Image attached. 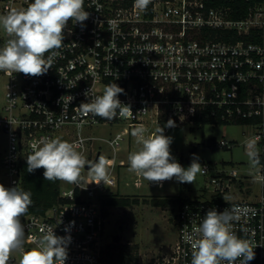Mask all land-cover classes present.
<instances>
[{
    "label": "built area",
    "instance_id": "built-area-1",
    "mask_svg": "<svg viewBox=\"0 0 264 264\" xmlns=\"http://www.w3.org/2000/svg\"><path fill=\"white\" fill-rule=\"evenodd\" d=\"M31 2L0 0V15ZM84 8L89 18L83 25L68 22L63 46L54 50L46 74L0 71V184L23 190L26 158L41 137L77 142L84 156L97 155L102 151L94 148L93 126L112 127L104 139L116 151L123 141L133 146L132 132L139 126L145 135L157 127L165 134L170 118L176 125H204L208 119L212 125L248 126L247 138H258L264 164V0H151L145 10L135 0H84ZM8 39L0 27V47ZM111 83L124 90L118 98L131 106L133 118L117 114L108 120L78 109ZM233 142L222 138L217 144L232 147ZM115 158L106 185L79 180L61 191L67 200L20 218L25 250L36 247L47 225L56 235L71 237L65 264H100L107 222L100 195L117 184L112 169L129 165L128 156ZM202 165L203 196L175 205L177 236L154 264H191L186 234L209 209L233 207L249 210L232 222V231L254 247L255 257L247 264H264V183L253 181V170L240 173L225 162ZM20 258L13 252L8 264H20Z\"/></svg>",
    "mask_w": 264,
    "mask_h": 264
},
{
    "label": "clouds",
    "instance_id": "clouds-1",
    "mask_svg": "<svg viewBox=\"0 0 264 264\" xmlns=\"http://www.w3.org/2000/svg\"><path fill=\"white\" fill-rule=\"evenodd\" d=\"M150 2L135 0V5L145 10ZM88 18L84 0H32L26 8H13L6 15H0V27L9 37L0 47V71L34 77L46 74L57 55L54 50L63 46V30L68 22L71 20L83 25ZM46 53L49 55L46 56ZM123 92L121 87L111 83L105 86L101 95L81 103L78 109L85 115L92 114L108 120L117 114L123 119H131L134 117L131 106L123 104L118 98ZM85 95L88 96V92ZM175 126V121L170 118L164 127ZM145 132L143 126L132 132L140 147L128 155L130 172L162 187L161 182L173 179L178 183L193 184L197 174L205 170L196 154H193L187 168L177 161L170 150L173 137L166 136L163 127H157L153 134L145 135ZM245 146L249 166L255 170L253 181L264 183V164L261 162L258 138L247 139ZM31 148L32 152L26 158L29 173L43 168L45 180L78 183L81 171L87 165L96 184L103 182L106 185L108 182L109 161L104 156L95 162L88 161L77 142L64 141L59 137H41L33 141ZM31 204L30 192L0 184V264H8L13 252L21 254L20 264H65L71 237L56 235L50 226L41 227L42 236L36 247L24 249L25 232L20 218ZM248 211L239 207L225 208L222 212L209 209L193 233L185 236L192 249L191 264H236L237 261L247 264L253 260L255 253L251 242L232 231V222L238 221ZM69 223L74 225L75 222ZM65 230L68 231L67 226Z\"/></svg>",
    "mask_w": 264,
    "mask_h": 264
},
{
    "label": "rangeland",
    "instance_id": "rangeland-1",
    "mask_svg": "<svg viewBox=\"0 0 264 264\" xmlns=\"http://www.w3.org/2000/svg\"><path fill=\"white\" fill-rule=\"evenodd\" d=\"M113 131L109 125L99 124L93 126V133L97 136L93 145L100 149V156H104L109 161L108 172L111 168L112 159L126 158L129 153L138 150L140 145L136 139L129 148L127 141H123L120 149L116 150L104 138L109 136V131ZM249 127L242 124H218L212 125L209 122L204 125H191L181 123L174 128H168L166 136L173 137L170 145L172 155L185 168L192 162L193 154L199 157V163L204 162L221 164L225 162L228 165L239 168L243 171H255L251 169L246 155L245 141L248 139ZM214 138L219 141L222 138L233 140V146L221 147L214 144L211 140ZM130 145V144H129ZM86 155L88 161L96 157L93 151ZM99 156V157H100ZM113 172H120L121 185L119 189L123 195H130L133 199L136 193L137 202H131L128 205L103 206L107 209V222L105 228V245L113 241L116 235L121 237L123 243H132L139 245V264H154V259L165 248L168 247L177 236V227L173 218L175 202L161 204L157 200L171 199L176 196L182 198H199L203 196L206 187V175L197 174L193 184L178 183L175 179L162 182L164 186H158L156 183H149L141 176L129 171V165L113 168ZM81 181L94 184V178L89 174L88 168L81 171ZM141 180L140 185L137 181ZM74 183L61 181L60 189L69 190ZM132 193V194H126ZM141 194V195H138ZM109 193L100 195L102 199ZM159 195L161 197H158ZM105 213V212H104Z\"/></svg>",
    "mask_w": 264,
    "mask_h": 264
},
{
    "label": "trees",
    "instance_id": "trees-1",
    "mask_svg": "<svg viewBox=\"0 0 264 264\" xmlns=\"http://www.w3.org/2000/svg\"><path fill=\"white\" fill-rule=\"evenodd\" d=\"M207 123L208 119L202 120ZM216 145L217 140L211 138ZM44 169H37L32 173L27 171V163L23 167V190L31 193L32 204L27 212L44 213L48 208L59 201H65L67 198L61 196L60 183L61 180L48 181L43 176ZM130 196V195H129ZM128 195L119 193H109V195L102 199L103 206L113 205H128L131 202H137L138 197L134 194L133 199ZM161 197L159 195H156ZM183 198L179 195L171 199L157 200L156 204L160 202L175 204L180 203ZM106 214L107 209L103 210ZM139 245L132 243H123L121 237L116 235L114 240L104 245L101 251L100 264H139Z\"/></svg>",
    "mask_w": 264,
    "mask_h": 264
},
{
    "label": "crops",
    "instance_id": "crops-1",
    "mask_svg": "<svg viewBox=\"0 0 264 264\" xmlns=\"http://www.w3.org/2000/svg\"><path fill=\"white\" fill-rule=\"evenodd\" d=\"M115 173H117V172H115ZM121 177H122V176H121L120 172H118V173H117V184H116V185H112V186H110L109 189H108V191H107V193H119V194H125V193H122V191L119 189V187H120V185H121V180H122ZM137 183H138V184H135V185H137V186L140 185V184H141V180H138ZM162 186H164V184H163ZM126 194H132V193H127V192H126ZM135 194H136V193H135ZM138 195H141V194H138Z\"/></svg>",
    "mask_w": 264,
    "mask_h": 264
},
{
    "label": "water",
    "instance_id": "water-1",
    "mask_svg": "<svg viewBox=\"0 0 264 264\" xmlns=\"http://www.w3.org/2000/svg\"><path fill=\"white\" fill-rule=\"evenodd\" d=\"M100 156V152H98V154L96 155V157L92 160V162H95ZM86 168H88V166H85Z\"/></svg>",
    "mask_w": 264,
    "mask_h": 264
}]
</instances>
